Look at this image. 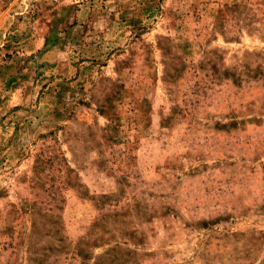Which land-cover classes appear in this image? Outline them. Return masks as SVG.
Returning a JSON list of instances; mask_svg holds the SVG:
<instances>
[{
    "label": "rangeland",
    "instance_id": "rangeland-1",
    "mask_svg": "<svg viewBox=\"0 0 264 264\" xmlns=\"http://www.w3.org/2000/svg\"><path fill=\"white\" fill-rule=\"evenodd\" d=\"M0 264H264V0H0Z\"/></svg>",
    "mask_w": 264,
    "mask_h": 264
}]
</instances>
